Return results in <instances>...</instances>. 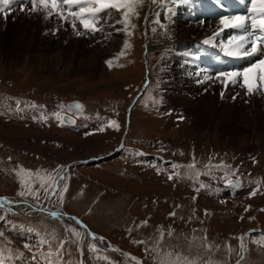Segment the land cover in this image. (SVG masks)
I'll use <instances>...</instances> for the list:
<instances>
[{"label": "rangeland", "instance_id": "rangeland-1", "mask_svg": "<svg viewBox=\"0 0 264 264\" xmlns=\"http://www.w3.org/2000/svg\"><path fill=\"white\" fill-rule=\"evenodd\" d=\"M165 9L144 0L132 17V34L120 32L118 47L111 37L103 44L106 56L92 77L65 62L34 63L30 53L15 60L0 48V197L58 208L107 240L92 252L70 220L8 200L15 203L12 212L0 211L2 264H131L119 251L134 264H264V119H242L241 99L231 108L240 117L229 118L238 127L231 123L226 132L219 114L220 121L200 124L184 107L169 104L179 91L172 79L162 85L160 62L179 38L167 32ZM71 101L82 105L80 112L65 108ZM55 114L71 116L74 125ZM109 120L119 130L108 127ZM227 180L239 186L228 188ZM22 182L35 197L18 195L26 190ZM73 228L85 238L82 247L73 242ZM61 240L66 243L57 251Z\"/></svg>", "mask_w": 264, "mask_h": 264}, {"label": "bare ground", "instance_id": "bare-ground-1", "mask_svg": "<svg viewBox=\"0 0 264 264\" xmlns=\"http://www.w3.org/2000/svg\"><path fill=\"white\" fill-rule=\"evenodd\" d=\"M25 6L28 9L31 8L27 0H15V3L9 6L10 12L7 16L0 14V48L7 57L17 60L21 55L30 53L34 63H41L52 68L59 67L58 64L65 62L70 70L92 77L106 56L104 51L107 46H103V44H107L111 37L115 41V47L119 45L120 32H116L115 29L114 33L111 29L108 31L106 27L103 33H97L95 36L91 34L76 36L70 26L60 27L58 20H55V24L51 21L46 22L42 18L43 13L20 11ZM161 6L166 7L165 12L169 10L166 14L167 21L163 20L167 22V32L173 37L179 38V43L166 47L164 57L160 62L162 85L167 86V83L172 79L174 80L172 83L174 91H179L176 96L167 98L169 104L174 107H184L200 124L208 122L210 118H215L219 114L222 117L220 120L224 124V131L227 126L230 127L226 132L232 131L233 124L231 123L235 124L236 121L229 118L232 115L234 118L240 117L238 112H234L231 108L234 109L233 107L237 105L239 108L238 101L241 99L243 101L240 104L246 107L245 109L239 108L242 119H264V65L252 68L247 74L248 83L254 89L253 94H247L245 88L230 86L222 98L220 93L223 86L216 80V73L219 71L243 70L250 67L251 63L257 59H264V57H253L251 60L235 59L227 57L222 51L218 52L215 49L220 48L218 45L221 41H227L231 36L239 35L240 32L236 29H225L214 41L216 46L203 43L214 31L218 30L219 19L222 15H248V9L252 7L251 0H166ZM6 11L8 10L6 9ZM183 21L184 23L188 21V24L186 22L184 28L178 30L179 24ZM100 23L103 24L104 21L101 20ZM109 23H113V21H109ZM116 27L120 28V25H116ZM47 31L50 33L46 34ZM108 33L111 35L105 38ZM70 40L72 41L70 42ZM53 41H55V46H53ZM173 46L176 49H173L175 48ZM88 50L89 52H86ZM205 55L206 63L210 64V72L212 71L214 74L211 79H208L209 76H207L208 64H204L202 67ZM190 56H194V63L188 62ZM190 64H194V66ZM199 68H201L200 71ZM240 83H243L242 78H240ZM179 86L180 88H178ZM256 89L259 91L257 92ZM238 93L241 95H237ZM230 96L236 97L232 103H230ZM167 101L166 103H168ZM215 119L219 120V118ZM249 121L243 123L250 126ZM236 127L238 126L235 124L234 128ZM50 212L49 208L44 207L33 213L51 216ZM57 213L59 217H64L60 212ZM70 222L80 228L74 220H70ZM83 231L85 234L87 233L86 230ZM97 243L100 245L103 242L97 241ZM119 254L133 264L129 257L124 256L120 251Z\"/></svg>", "mask_w": 264, "mask_h": 264}, {"label": "snow or ice", "instance_id": "snow-or-ice-1", "mask_svg": "<svg viewBox=\"0 0 264 264\" xmlns=\"http://www.w3.org/2000/svg\"><path fill=\"white\" fill-rule=\"evenodd\" d=\"M150 4L162 5L166 0H148ZM15 3V0H0V14L7 16L10 12V5ZM27 3L31 5V8L28 9L26 6L22 7L20 11H30V13H43V19L47 22L52 19L59 21L60 27L70 26L72 32L76 36L88 35L91 34L95 36L97 33H103L105 28H113L116 32H125L127 35L132 33L128 31L130 28H135V25L132 24V17L137 16V9L141 7L144 3V0H27ZM252 7L248 9V15H222L219 19L220 27L218 30L214 31L213 34L205 39L203 43L205 45H213L214 41L218 36L222 34L225 29H236L240 32L239 35L231 36L227 41H221L219 47L223 54L230 58L235 59H246L251 60L253 57H264V0H251ZM6 9L8 11H6ZM118 13L119 15H115ZM103 20L104 23L101 24L100 21ZM113 21V23H109ZM116 25H122V28H117ZM82 29V30H81ZM58 30V29H57ZM111 33L105 38H108ZM125 46H128L127 41H125ZM109 67H111V63ZM260 65H264V59H257L255 62L251 63L250 67H246L243 70L229 69L223 70L216 73V80L220 82L223 86V90L220 95L223 98L227 89L230 86H239L247 90V94H253L254 89L248 83L247 74L251 71L252 68H257ZM240 78L243 79V83H240ZM208 79H211L209 77ZM258 92L259 89H256ZM237 95H241L238 93ZM236 97H233L235 100ZM34 107V105H33ZM71 109V105L66 106ZM79 108V105H76ZM57 119H61L59 114H55ZM41 119H46L41 117ZM108 127H114L119 130L120 125L116 120H109L107 122ZM99 131H104V128L101 127ZM209 168L212 165L208 166ZM216 167H224V165H217ZM19 174V173H18ZM199 173H197L198 175ZM29 177L32 176L31 173H27ZM169 180L172 179V175H169ZM64 179L63 175H60L57 180L54 181L55 184L59 185V182ZM239 180H227L226 187L236 188L239 186ZM22 187H25V191H20L18 195L20 197H26L27 195L36 196V193L32 190L31 184L28 182H22ZM41 187L44 188L43 183ZM201 188L205 185L201 184ZM44 191L47 193L48 188H44ZM67 191V185L65 184L63 189L60 192V200H63V193ZM198 191V189H197ZM52 195L56 194V190H52ZM256 190H253L250 195H255ZM15 202H9L3 198H0V211L4 210L6 207L8 211L11 212V204ZM207 212V210H205ZM50 215L53 218L58 216L56 211H51ZM175 215L174 213H170ZM5 219L4 216H0V220ZM77 224L81 222L76 220ZM32 231V229H28ZM72 234L78 239L73 241L78 244V247H82L84 243V236L81 232L76 229H72ZM171 233H169L170 235ZM87 237H90L88 243L89 250L92 252L98 251V245L94 243L96 240L103 242L102 237H97L95 234L90 231L86 233ZM161 238L163 233L161 232ZM264 239V235H262ZM46 243L44 239H41L40 244L43 245ZM66 241H60V248L57 251L63 249ZM138 243H145L144 241H138ZM28 247V245H25ZM147 251V249H146ZM19 256H22L23 253H18ZM51 255V253H49ZM36 254H33V259L35 260ZM2 264V262H0Z\"/></svg>", "mask_w": 264, "mask_h": 264}, {"label": "water", "instance_id": "water-1", "mask_svg": "<svg viewBox=\"0 0 264 264\" xmlns=\"http://www.w3.org/2000/svg\"><path fill=\"white\" fill-rule=\"evenodd\" d=\"M114 250H115V248H114Z\"/></svg>", "mask_w": 264, "mask_h": 264}]
</instances>
